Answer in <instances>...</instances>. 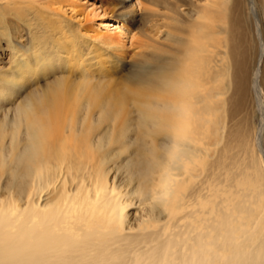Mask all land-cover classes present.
Wrapping results in <instances>:
<instances>
[{
  "label": "bare ground",
  "instance_id": "obj_1",
  "mask_svg": "<svg viewBox=\"0 0 264 264\" xmlns=\"http://www.w3.org/2000/svg\"><path fill=\"white\" fill-rule=\"evenodd\" d=\"M80 1L0 0V264H264V0Z\"/></svg>",
  "mask_w": 264,
  "mask_h": 264
},
{
  "label": "rangeland",
  "instance_id": "obj_2",
  "mask_svg": "<svg viewBox=\"0 0 264 264\" xmlns=\"http://www.w3.org/2000/svg\"><path fill=\"white\" fill-rule=\"evenodd\" d=\"M171 1H173V0H171ZM99 2L98 1H96V0H83V1H80V4H81V6L82 7H87V9H89V5L91 4H93V5H95V6H98L99 4H98ZM143 5L146 7V8H150L147 4H145V1H143ZM161 12H162V14L163 13H165V11L164 10H162L161 9ZM87 19H91L90 17H88ZM156 21L159 23V24H164L165 23V20H163V18H157L156 19ZM97 23H99V22H97ZM141 23L139 24L138 22H136L132 27H133V32L132 33H137V32H139L140 31V29H141ZM131 33V34H132ZM129 45H127V47H128ZM256 148H254V150H255Z\"/></svg>",
  "mask_w": 264,
  "mask_h": 264
}]
</instances>
